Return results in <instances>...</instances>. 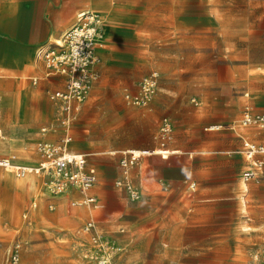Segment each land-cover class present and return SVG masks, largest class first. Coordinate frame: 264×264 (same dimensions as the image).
I'll list each match as a JSON object with an SVG mask.
<instances>
[{
	"label": "crops",
	"instance_id": "crops-1",
	"mask_svg": "<svg viewBox=\"0 0 264 264\" xmlns=\"http://www.w3.org/2000/svg\"><path fill=\"white\" fill-rule=\"evenodd\" d=\"M139 1L0 0V155L9 156L6 159L16 165L34 166L38 156V146L43 143L56 144L65 135V129L59 123L62 116L59 104L49 99L50 94L64 89L65 79L61 76H48V70L39 58L38 52L49 49L54 43L59 42L65 33L78 26L83 13L93 12L104 22V47L97 50L100 60L110 63L119 61L123 71L134 68V63L131 62L135 59L134 56L115 53L114 57L106 54L104 48H111L121 41H126L127 38H133L135 41L143 38L141 31L138 30L143 13ZM178 5V1L173 0L166 17L170 35L193 33L195 30L209 32L214 26H218L222 28L221 34L224 37L231 33L232 28L235 35H237V28H241L248 30L255 37L258 35L264 37V0H249L244 10L247 14L243 19L241 17V24L237 21V25L233 26L229 22L218 23L219 21L211 14L209 0H206V16L199 18L178 17ZM106 23L107 31H105ZM127 27L133 30L129 31ZM102 62L97 68L101 79L106 66V62ZM160 62L158 58H148L145 62V70L161 74L159 72ZM233 72L237 78L236 64L233 65ZM226 93L229 95L227 101L213 106V109L208 106L209 111L216 114L214 121L210 122L209 116H203L207 123L193 121L186 125L185 132L189 136V143L180 144L172 151L166 150L169 156L164 157L165 159L156 154V151L160 149H154L157 147L155 142L158 141V135L153 138L154 142H148L147 148L151 149L128 148L121 152H111L109 155L108 151L100 152L92 141V131L76 125L78 122L86 123L88 120L83 113L92 97L90 96L77 114V120L71 128L73 141L69 149L74 154L84 156H86L85 150L90 152L98 177L91 191L92 195L95 198L98 195L100 201L103 197L101 195H105L110 199L111 205L102 216L103 219L100 220L92 215L91 210L103 211L106 208L103 201L100 207L96 205L98 201L96 198L95 205L72 208L71 203L78 200L79 195L73 193L61 196L67 203L71 217L76 218V222L77 219L82 220L81 229L86 223L94 222L96 230L111 242L113 247H116L127 263L136 261L138 255L132 246V233L130 235L119 233L121 224L118 220L123 212L122 207L130 208V206L125 204L123 193L112 188L110 182L117 175L116 169L112 168L117 167L113 164L115 158H118L119 162L121 154L127 150L150 151L153 154L142 157L135 165L140 167L138 170L139 184L145 193L153 196L159 191V181L167 182L170 207V218L157 217L153 222L154 232L159 241L155 248L154 264H176L178 261L180 264H237V250H244L245 246L238 245L239 248H237V227L228 231L224 228L229 219H237L235 167H237V162H243L246 164V171L250 167V162L246 157L244 161L241 153L237 154V131L231 125L235 121V116L232 115V104L237 105V98L231 91ZM249 93L258 96L264 93V87L254 82L250 86ZM222 94L225 95V92ZM254 99L247 98V101L256 108L264 109V104H257ZM153 108L149 112H152ZM139 109L143 110L142 115L145 116L148 109ZM201 125L209 127L220 125V128L214 126L212 129L200 130ZM225 135H233L234 142L229 144L221 142L220 139ZM240 136L244 144L264 142V131L257 127L242 131ZM85 145H89L91 149L89 150ZM13 149L17 150L15 154L12 152ZM86 159L87 167H89L87 156ZM230 166L234 167L232 176L226 175ZM166 170L171 171L168 178ZM223 171L225 174H221ZM33 178L44 183L42 179L35 176ZM231 179H233L232 182ZM253 184L257 185V192L262 194V197H259L255 203L254 218L248 214L249 202L246 201ZM246 186L243 193L245 211L242 210L241 213L245 214V218H249L247 224L251 225V228L244 232L250 233L254 237L253 240L257 241L264 237L262 234L264 232V170L259 182L252 181ZM152 199L148 202L151 208L156 205L155 196ZM151 214L155 213L151 212ZM167 218L169 219L168 224L164 223ZM63 225L65 228L74 227L69 220H65ZM2 229L5 232L3 237H5L9 231L5 227ZM192 235L194 237H191ZM78 236L80 243H84L89 238L83 235L81 230ZM166 236L168 243L164 245L162 243ZM262 247L264 245L251 248L249 255L253 250ZM166 249L171 250L174 257H167L164 254Z\"/></svg>",
	"mask_w": 264,
	"mask_h": 264
},
{
	"label": "rangeland",
	"instance_id": "rangeland-1",
	"mask_svg": "<svg viewBox=\"0 0 264 264\" xmlns=\"http://www.w3.org/2000/svg\"><path fill=\"white\" fill-rule=\"evenodd\" d=\"M172 1H139L143 13L138 30L141 31L143 38L138 41L127 38L126 41H121L111 48H104L106 54L111 56L115 53L134 56L135 59L131 60L134 68L123 71L119 61L110 63L103 60L104 63L106 62L104 75L94 84L90 93L92 97L83 113L88 120L86 123L78 122L76 125L92 131L93 143L100 149V152L108 151L109 155L111 152H121L128 148L151 149L147 148L148 142H154L153 138L158 135L163 121L169 119L174 123L173 132L164 148H161L160 143L156 141L157 147L154 149L172 151L180 144L189 143V136L185 132L186 125L193 121L207 123L203 116H209L210 122L214 121L216 114L209 111L208 106L213 109V106L227 101L229 95L226 92L231 91L237 98V105L232 104V115L235 116V121L231 125L237 131V154L241 153L245 161L244 140L240 135L242 131L254 129V127L243 126L244 114L246 112L253 115L264 114V109L256 108L247 101V98L256 97L254 100L257 104H264V93L258 96L249 93L250 86L254 82L264 87V37L260 35L255 37L248 30L241 28H237V35L232 28L231 33L224 37L221 34L222 28L218 26H214L209 32L195 30L193 33L170 35L166 17ZM177 1L179 3L178 17L206 16V0ZM209 1L211 14L219 21V24L229 22L233 26L237 25V21L241 24V17L243 19L247 14L244 10L249 0ZM105 29L107 31V23ZM127 29L133 30L131 27ZM175 56L178 58H174ZM148 58L161 60L159 65L161 80L158 96L154 98L150 106L154 108L152 112H149L151 108L147 107L148 111L143 116V110L129 103L125 96L127 93L137 95L142 80L150 74L145 70V62ZM234 64L237 65V78L233 72ZM98 81L100 82L94 89ZM236 82L237 89L235 90ZM222 92H225V95ZM214 126L220 128V125H211V127L201 125L200 130L212 129ZM220 141L229 144L234 142V138L233 135H225ZM85 147L91 149L89 145ZM16 151L13 149L12 152L15 154ZM84 154L88 157V170H94L90 152L85 150ZM8 157L0 155V159ZM113 164L117 166L112 167L116 169L117 175L111 180L110 185L123 193L125 204L130 206V208L127 207L128 209L126 206L122 207L123 212L118 220L121 224L119 233L122 235L132 233V246L137 251L138 257L136 261L127 263L116 247L108 241L112 246L110 249L111 263L154 264L155 248L159 241L154 232L153 222L157 217L170 218L169 185L167 182L159 181V191L150 196L139 184L138 170L140 167L134 166L131 170V179L140 189L141 197L133 202L124 188L118 186V182L122 179L118 158L114 159ZM245 165L243 162H237V167H235L237 219H229L224 229L228 231L237 227V248H239L238 245L245 246L244 250H237V264H254L249 250L264 245V237L254 241L250 233L244 232L251 228V225L247 224L249 218H245V214L241 213L242 210L245 211L243 193L246 187L243 186L242 181ZM233 169L234 167L230 166L226 175L232 176ZM2 171L0 170V264H4L6 252L14 243H19L22 247L20 264H98L95 260H89L92 259L91 256H95L90 253V239L87 238L84 243L79 241L78 232L81 230L82 220L77 219L76 222V218L71 217L63 198L53 196L45 183L35 180L33 185L31 179L33 176H29L28 180L27 178L17 179L12 171ZM170 173L171 171L166 170L167 178ZM256 188L257 185L253 184L246 198L249 202L248 214L252 218H254L255 203L259 197H262ZM101 196H103L101 201L106 208L103 211L91 210L92 215L100 220L103 219L102 216L111 205L108 197L103 194ZM154 196L156 205L151 208L148 202L153 200ZM96 198L98 199L96 205L102 206L98 195ZM55 199L58 201H54ZM65 220L71 221L74 227H63ZM164 223L168 224L169 219L167 218ZM1 226L9 231L5 237H3L5 232ZM262 234L264 235V232ZM166 243H168L167 236L162 244ZM164 254L169 258L174 257L169 249H166ZM178 262L176 264H180Z\"/></svg>",
	"mask_w": 264,
	"mask_h": 264
},
{
	"label": "built area",
	"instance_id": "built-area-1",
	"mask_svg": "<svg viewBox=\"0 0 264 264\" xmlns=\"http://www.w3.org/2000/svg\"><path fill=\"white\" fill-rule=\"evenodd\" d=\"M102 26L103 20L99 16L93 12H85L81 15L78 26L65 33L61 40L49 49L38 52L39 58L48 70V76H61L65 79L64 89L49 95L52 102L59 104L62 114L59 123L65 129V135L60 142L40 144L36 163L29 168L16 165L7 159H0V169L10 170L20 179L35 176L44 180L53 196L78 194L80 198L71 203L72 208L92 206L97 201L91 192L97 181L94 170H88L86 156L72 153L69 147L73 141L72 125L99 79L97 68L101 60L97 50L102 47L97 37ZM159 81L160 74L156 71L151 72L142 80L137 95L127 93L126 100L138 108L149 107L158 93ZM242 124L247 128L257 127L264 131V115H252L246 112ZM173 129L172 121L165 119L158 134L161 148L166 146ZM151 154L153 152L138 150H127L121 154L119 165L122 179L118 182V186L124 188L133 202L138 201L141 195L139 188L131 179V170L139 159ZM244 155L250 162V167L243 173L242 181L245 184L252 181L259 182L264 170V142L261 144L246 142ZM81 233L89 237L90 253L95 254L89 256L92 258L89 260H95L98 264H112L110 252L112 246L96 230V224L86 223ZM21 251L22 247L19 243L12 244L6 252L4 264H20ZM251 257L255 264H264V247L253 250Z\"/></svg>",
	"mask_w": 264,
	"mask_h": 264
},
{
	"label": "bare ground",
	"instance_id": "bare-ground-1",
	"mask_svg": "<svg viewBox=\"0 0 264 264\" xmlns=\"http://www.w3.org/2000/svg\"><path fill=\"white\" fill-rule=\"evenodd\" d=\"M104 23V22H103ZM97 41L99 42V44H100V46L102 47V49H103V47H104V29H103V26H102V28H101V31H100V34H99V36L97 37ZM168 151H166V150H164V149H160V150H157L156 151V154L157 155H161V156H163V157H168V153H167ZM165 159V158H164ZM25 168H29V167H25ZM8 171H10V170H8ZM94 172H95V175H96V177H97V173H96V171L94 170ZM27 177H25V178H23V179H26ZM97 180H98V177H97ZM21 183V182H20ZM32 183L34 184L35 183V180H34V178H33V180H32ZM20 185V184H19ZM243 186L244 187H246L247 188V186H246V184L245 183H243ZM247 191V190H246ZM98 207V206H97Z\"/></svg>",
	"mask_w": 264,
	"mask_h": 264
}]
</instances>
